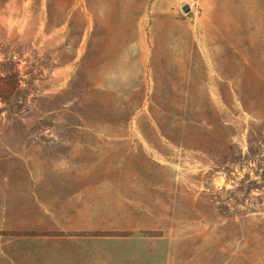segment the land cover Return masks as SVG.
<instances>
[{"label":"rangeland","instance_id":"rangeland-1","mask_svg":"<svg viewBox=\"0 0 264 264\" xmlns=\"http://www.w3.org/2000/svg\"><path fill=\"white\" fill-rule=\"evenodd\" d=\"M0 264H264V0H0Z\"/></svg>","mask_w":264,"mask_h":264},{"label":"trees","instance_id":"trees-1","mask_svg":"<svg viewBox=\"0 0 264 264\" xmlns=\"http://www.w3.org/2000/svg\"><path fill=\"white\" fill-rule=\"evenodd\" d=\"M187 109V108H186ZM179 118L182 119V121L185 120V124H194L196 122V120L190 116H182V114L180 113L179 114ZM155 121V120H154ZM156 122V125L157 127L159 128L160 132H161V135L164 136L168 141L174 143V144H178L181 142V140H179L178 136H176V138L172 137V134L169 133L166 128H163L162 125H160L157 120L155 121ZM192 127V126H191ZM180 133H176L175 135H179ZM181 139V138H180Z\"/></svg>","mask_w":264,"mask_h":264},{"label":"water","instance_id":"water-1","mask_svg":"<svg viewBox=\"0 0 264 264\" xmlns=\"http://www.w3.org/2000/svg\"><path fill=\"white\" fill-rule=\"evenodd\" d=\"M182 10L185 11V12L188 11V10H189V6H188V5H184V6L182 7Z\"/></svg>","mask_w":264,"mask_h":264}]
</instances>
